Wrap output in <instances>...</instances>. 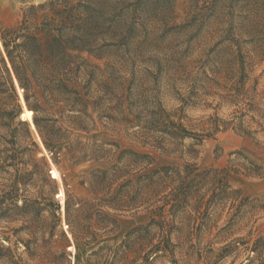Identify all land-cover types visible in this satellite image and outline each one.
I'll return each mask as SVG.
<instances>
[{
	"label": "rangeland",
	"instance_id": "obj_1",
	"mask_svg": "<svg viewBox=\"0 0 264 264\" xmlns=\"http://www.w3.org/2000/svg\"><path fill=\"white\" fill-rule=\"evenodd\" d=\"M46 1L0 0V20L10 27L24 10ZM144 2L134 16L137 26L126 45L110 49L101 59L83 54L87 65L73 70L70 87L81 94L86 105L82 111L93 120L88 121V130L68 128L62 115L70 114L64 105L46 104L41 89H35L31 103L40 105L39 116L58 119L68 139L60 144L62 150L55 164L33 129L40 147L38 158L48 162V173L54 183L46 182L43 193L35 190L32 194L46 204V211L38 214L34 225L21 231L22 223L2 225L18 230L14 233L3 228L6 234L0 231V239L8 238L3 240L8 250H0L2 264H264V216L256 223L244 222L222 231L230 222L228 210L220 219L210 220L206 215L198 219L192 209L173 212L166 206L161 211V203L151 208L146 204L136 212L120 214L118 228L111 236L100 237L106 230L103 223L94 221L91 232L99 236L97 243L77 248L65 213L61 208L56 214L53 212L52 195L54 203L61 207L57 198L60 189L81 200L101 199L91 191L90 176L98 169L115 165L120 151L152 154L155 162L151 169L184 167L185 158L148 147V134L144 136L141 131L144 116L152 111L151 103L157 99L169 112L182 109L178 115L184 119L183 123L199 134L209 127L206 122L210 118L227 119L232 106L221 96L241 80L246 89L256 88L255 96L264 109V54L254 59L236 58L239 53L250 56L264 51L263 11L242 0ZM242 64L252 66V70L238 74L235 69ZM17 93L23 113L25 106L18 87ZM95 142L115 143L119 152L110 162L80 160ZM192 143L185 141L186 146ZM70 145L73 148L68 149ZM196 149L200 151L196 160L200 172L224 171L228 183L245 197L263 198L264 148L253 139L231 129L221 130L206 137ZM245 157L262 168L259 178L234 172L245 163ZM53 167L61 182L51 178ZM73 245L75 251H70ZM247 248L257 252H248Z\"/></svg>",
	"mask_w": 264,
	"mask_h": 264
},
{
	"label": "trees",
	"instance_id": "obj_2",
	"mask_svg": "<svg viewBox=\"0 0 264 264\" xmlns=\"http://www.w3.org/2000/svg\"><path fill=\"white\" fill-rule=\"evenodd\" d=\"M146 0H48L32 5L23 11L19 20L5 27L0 20V231L3 224L22 223L20 229H29L38 220V214L46 211V204L34 199L35 190L43 193L49 176L46 159L38 158L39 144L35 141L31 125L20 119L22 106L17 87L23 91L26 107L33 112V123L46 151L55 164L68 139V133L59 126L58 119L40 117L39 104H32L35 89H41L46 104H63L70 115L63 114L66 126L72 130H88L92 117L86 109L81 94L70 87L74 68L87 65L83 54L97 59L105 52L124 46L132 38L137 26L135 14L141 11ZM246 5L264 12V0H242ZM129 40V41H128ZM264 51L250 56L238 54L236 58H260ZM252 70L242 64L235 69L245 75ZM17 82V86L15 84ZM256 88L246 89L244 80L227 89L221 99L232 106L227 119L212 117L202 133H193L178 115L182 109L169 112L161 101H153L152 111L144 116L148 147L165 155L185 158L183 168L163 166L151 169L155 162L152 154L132 150L119 152L115 143L96 142L87 147L84 157L110 162L119 152L115 165L98 169L90 176V188L98 200H81L65 190V217L77 248L92 247L98 235L91 232L94 221L103 223L106 230L100 237L111 236L118 228V216L136 212L148 204L158 203L159 209L170 206L171 211L192 209L197 218L220 219L228 210L231 226L244 222L256 223L264 216L263 198L245 197L227 181L226 172L210 169L200 172L196 165L201 146L206 137L221 130H233L236 134L253 139L264 148V109L255 96ZM86 112V113H85ZM141 123V117H137ZM89 123V125H90ZM194 143L186 146L185 141ZM109 147V148H108ZM73 145L68 146V149ZM79 151H77L78 153ZM71 158H73L71 156ZM234 172L248 178H259L262 168L244 158ZM135 179V180H134ZM54 183V182H53ZM51 204L56 214L60 205ZM106 210V213L100 212ZM113 214H111V213ZM162 216V215H161ZM59 220V218H58ZM17 233L18 230L10 229ZM6 239H8L6 237ZM3 239V240H6ZM0 239V250H8ZM256 253V249L247 248ZM95 252L92 253V255ZM1 257V256H0ZM0 264L2 262L0 261Z\"/></svg>",
	"mask_w": 264,
	"mask_h": 264
},
{
	"label": "bare ground",
	"instance_id": "obj_3",
	"mask_svg": "<svg viewBox=\"0 0 264 264\" xmlns=\"http://www.w3.org/2000/svg\"><path fill=\"white\" fill-rule=\"evenodd\" d=\"M18 89H19L21 101L24 103V106H25L24 111L21 114V120L28 122L31 125L32 129H35V126L33 123V112L26 107L25 102H24V97L22 94V90L19 87H18ZM50 175H51V178L53 180L61 182V176L55 167H53L52 170L50 171ZM57 198L60 200L62 212L65 213V199H66V197H65V191L63 189H60L59 193L57 194ZM65 228H67L66 224H65ZM68 235H69V237H71V235L69 233H68ZM69 250L75 251V246L74 245L71 246L69 248Z\"/></svg>",
	"mask_w": 264,
	"mask_h": 264
},
{
	"label": "water",
	"instance_id": "obj_4",
	"mask_svg": "<svg viewBox=\"0 0 264 264\" xmlns=\"http://www.w3.org/2000/svg\"><path fill=\"white\" fill-rule=\"evenodd\" d=\"M0 46H1V43H0ZM15 84L17 85V82H16V80H15Z\"/></svg>",
	"mask_w": 264,
	"mask_h": 264
}]
</instances>
